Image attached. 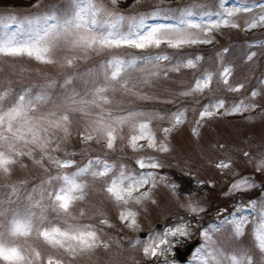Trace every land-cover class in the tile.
I'll use <instances>...</instances> for the list:
<instances>
[{
    "label": "rangeland",
    "instance_id": "374dc122",
    "mask_svg": "<svg viewBox=\"0 0 264 264\" xmlns=\"http://www.w3.org/2000/svg\"><path fill=\"white\" fill-rule=\"evenodd\" d=\"M263 182L264 0H0V264H264Z\"/></svg>",
    "mask_w": 264,
    "mask_h": 264
},
{
    "label": "water",
    "instance_id": "95a60500",
    "mask_svg": "<svg viewBox=\"0 0 264 264\" xmlns=\"http://www.w3.org/2000/svg\"><path fill=\"white\" fill-rule=\"evenodd\" d=\"M220 208L224 209V207H217V208H214V211L212 213V216L213 217H217L218 216V213L220 212ZM224 211V210H223ZM221 211V212H223ZM220 212V213H221ZM217 214V215H216ZM156 226H161V222H156L155 223ZM146 234V231L145 230H141L139 231V235L143 236ZM200 241V237L197 236L196 238H194L193 240L187 242L184 244L183 247H179V246H176L175 247V257L177 259H179L180 261H183L185 260L186 258L189 257L191 251L193 250V248L195 247V245Z\"/></svg>",
    "mask_w": 264,
    "mask_h": 264
},
{
    "label": "trees",
    "instance_id": "16d2710c",
    "mask_svg": "<svg viewBox=\"0 0 264 264\" xmlns=\"http://www.w3.org/2000/svg\"><path fill=\"white\" fill-rule=\"evenodd\" d=\"M173 175L175 176L176 179H179V180H183V181H188V177L183 175V174H179L177 172H173Z\"/></svg>",
    "mask_w": 264,
    "mask_h": 264
}]
</instances>
